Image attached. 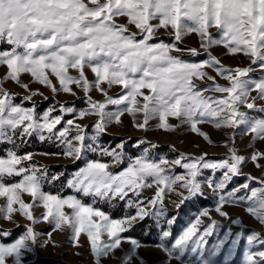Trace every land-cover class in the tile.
<instances>
[{"label":"snow or ice","instance_id":"1","mask_svg":"<svg viewBox=\"0 0 264 264\" xmlns=\"http://www.w3.org/2000/svg\"><path fill=\"white\" fill-rule=\"evenodd\" d=\"M120 18L125 22L121 23ZM161 29L172 31L173 42L156 41V34ZM212 29L216 30L215 34ZM189 34L199 37L200 47L207 53L206 60L193 63L175 55L184 51L192 57L200 55L195 48L185 50L180 47L183 37ZM0 45H7L6 50H0V65L8 69L5 79L14 81L26 91L29 90L28 85L20 80L23 73H29L35 82L50 88L54 94L62 91L74 96L70 85L75 84L85 95L93 88L104 95L106 99L101 103L88 97L90 108L80 111L76 117L82 120L87 115L98 116L99 120L94 125L97 134L103 133L107 124L113 121L119 124L120 116L125 112L133 117L142 112L143 123L136 126L145 130L149 119L158 118V127L164 131H175L177 126L168 123L171 117L181 124H188L192 132L206 141L209 138L200 131L198 124L209 123L216 128L245 125L246 133L255 134L254 140H264V119H254L240 111V106H244L264 112V108L255 109L256 101H264V75L259 79L250 78L249 73L255 70L254 67L225 68L210 51L213 47L222 46L229 55L249 57L251 65L264 72V0H0ZM86 68L94 74V81L88 80ZM206 68L228 81L229 86L217 84L216 78L208 75ZM70 69L76 70L78 75H69ZM50 76L55 77L59 88ZM204 79L212 81V85L198 88L194 80ZM101 85L109 88L120 85L125 92L114 99ZM253 91L257 95L249 102ZM207 92L223 95H205ZM38 94L42 95L32 92L25 98L30 100ZM11 100L12 94L0 86V139L11 142L9 132L15 135L17 129L21 138L47 132L49 135H40V139L55 137L66 146L64 155L74 160H80L85 150L97 151L98 146L93 147L96 136L86 137L85 129L73 119L64 122V115L75 113L73 107L61 106V115L57 116H52L55 109L50 108L37 117L34 108L25 109L14 105ZM109 104L127 106L117 112H108L105 108ZM62 122L67 127L57 130ZM72 129L77 134L69 139L68 133ZM230 152L231 156L220 163H208L204 156L192 158L181 155L173 161L161 159L159 162L140 157L130 159L126 168L113 173L109 168L123 163V153L102 150L103 155L112 157V165L98 160L89 161L74 173L67 186L85 197L92 196L94 200H123L129 193L139 196V190L155 183L158 190L149 201L155 206L163 203L165 189L172 190L179 183L188 193L187 196L181 194L183 202L203 194L197 181L202 168L224 170L223 179L218 184L208 182V187L214 191L223 192L231 178L240 174V165L246 158L237 155L235 148ZM250 158L257 162L264 159V153L255 152ZM31 159L30 154L19 156L14 151H9L6 158H0V197L6 198V203L0 206V219L11 221L13 214L18 213L31 224L46 222L54 230H63L67 226L75 246H79L83 233L90 243L96 264H100L101 258L108 257L120 247V234L137 218L143 219L148 215L145 208L137 203L136 215L113 220L76 196L65 198L44 192L42 181L46 174L37 175L42 170L22 164ZM167 165L179 166L186 170V174L168 175L164 167ZM257 167H260L258 163ZM9 177L21 179L15 183H4ZM259 183L262 186L257 188H250L248 183L241 185L247 190L244 196L236 195L240 188L221 195L216 212L227 216L222 210L225 203L243 201L247 212L264 225V181ZM23 194L31 197L32 202L26 203L22 199ZM128 204L131 207L133 202L129 200ZM35 207L45 210L40 217L33 215ZM65 207L71 209L70 214L65 213ZM198 224L200 220L175 241L173 251L178 249L182 256L188 250ZM214 227L215 222L193 241L191 252L197 253L204 237L210 235ZM102 234L108 236V241H101ZM10 235L9 232H0L3 237ZM169 236L168 231H163L161 239ZM37 238L38 233L28 226L14 242L0 243V264H21L22 254L37 244ZM238 241L239 237L233 240V245ZM130 243L134 248L141 247L136 240ZM247 243L251 249L256 244L264 245V238L253 232L247 236ZM159 246L164 247L163 244ZM200 255V264H211L202 253ZM245 264H264V250L246 251Z\"/></svg>","mask_w":264,"mask_h":264},{"label":"rangeland","instance_id":"2","mask_svg":"<svg viewBox=\"0 0 264 264\" xmlns=\"http://www.w3.org/2000/svg\"><path fill=\"white\" fill-rule=\"evenodd\" d=\"M120 22L124 23V18H120ZM135 31L134 28L131 29ZM213 34L215 29L211 30ZM156 41H163L164 43L173 42L172 31L161 29L156 34ZM180 47L183 49L195 48L200 52V55L192 57L187 51L175 53L182 59L198 63L207 59V53L200 47L199 37L195 34H189L183 37L180 42ZM7 45H0V50H6ZM211 54L219 59L221 64L228 69L248 68L254 67L255 70L249 73L252 79H259L264 75L258 67L251 65V59L242 54L229 55L222 46L213 47ZM208 75L216 78V83L221 86H229V82L217 76L212 69L206 68ZM8 69L4 65H0V86L12 94L11 102L25 109H35L37 117L42 116L48 109H55L52 116L61 115L60 107H73L75 113L64 115V122L73 119L76 124L81 125L85 129L86 137L96 136L97 140L93 147H97V151L85 150L82 154V167H85L87 162L98 160L100 162L109 163L112 165V157L103 155L102 150L116 151L123 153V163L111 166L109 171L117 173L127 167L130 159L140 157L146 158L150 162H159L161 159L173 161L178 159L181 155L186 157L198 158L204 156L208 163H220L231 156L230 149L235 148L236 154L245 157V162L240 165V174L233 176L227 183L223 192L208 187V182L211 181L213 185L218 184L223 179L224 170L201 169L197 176V181L200 183L202 195L190 197L182 201V195L187 196V191L177 183L172 190L165 189L163 195V203H157L152 206L151 201L158 190V187L153 183L152 187H145L139 190V196L129 193L128 197L123 200L115 198L112 200H101L99 198L93 199L92 196H83L81 193L75 192L67 186V182L71 179L75 172L65 174L63 170H53L51 165L57 164H71L76 162L70 157L64 155L66 146L58 139L41 140L40 135L48 136L47 132L40 135L33 133L31 136H19V129L15 135L9 132L12 137L9 140L0 139V158H6L9 151L16 152L17 155L23 156L30 154L32 159L30 161H23L24 166H34L38 170L37 175L46 174L42 181V190L53 195L61 197L76 196L84 204L90 205L95 209L103 211L113 220H124L136 215V204L139 203L141 207L145 208L148 213L143 219H148L144 230L135 232L143 239H150L152 243L140 242L138 239L128 236L132 233V227L142 221L137 218L127 228L126 231L120 235L122 237L121 245L108 257H103L100 264H200L201 255L204 259L211 261V264H245V252L264 250V245L256 244L249 249L247 243V236L253 232L259 233L261 238H264V225H261L252 215L246 210V203L237 201L236 203H225L222 210L227 213V216H221L216 212V208L220 205V196L226 195L228 192L236 188L240 191L236 193L237 196H244L247 190L241 188V185L248 183L250 188L261 187L260 181H264V159H259L257 162L251 160V155L255 152L264 153V140H254V133H246V126L240 125L237 128L220 127L216 128L212 124L203 123L198 124L197 127L205 133L209 140L206 141L202 136L190 130L188 124H181L177 119L169 117L168 123L177 126L175 131H164L158 127L159 119H149L146 129L138 128L136 125L143 123L144 114L138 112L135 117L125 112L120 116V123L114 121L107 124L106 130L103 133L97 134L94 128L95 123L99 120L98 116L87 115L82 120L77 119L80 111L88 110L90 105L87 103L88 97L92 101L101 103L106 97L96 89H92L87 95L81 88L75 84L70 85L75 95L58 91L53 93L50 88L35 82L34 78L29 73L20 75V80L23 84H27L29 90L26 91L23 87L11 80L5 79ZM69 75L77 76L78 72L74 69L69 70ZM85 75L89 81H94L95 76L90 69H85ZM53 84L59 88L58 81L55 77H51ZM198 88H205L212 85V81L207 79L194 80ZM105 89L107 95L112 98H119L124 94L125 90L120 85H113L109 88L107 85H101ZM146 92V90H144ZM32 92L42 93V95H34L32 98L25 97L31 95ZM205 95H214L222 97L223 94L207 92ZM255 91L250 93L251 97L256 96ZM137 100L143 102L140 97ZM45 102L43 107L40 103ZM32 103V104H27ZM126 104L121 105H107L105 111L117 112ZM264 108V101H256L255 109ZM240 111L248 113L254 119H264V112L257 110H249L244 106H240ZM62 122L57 126V130H62L67 127L66 123ZM76 131L72 129L68 133L69 139L76 135ZM105 136L109 138L106 140ZM211 141V142H209ZM91 143V140L87 141ZM123 145V148L120 146ZM226 145V146H225ZM206 154V155H205ZM257 163L260 167H257ZM166 174L168 175H182L186 174V170L176 165H167ZM58 177L57 179H52ZM251 178V179H250ZM21 177H9L4 180V183L10 184L17 182ZM182 194V195H181ZM199 198L204 202H200ZM22 199L26 203H31L32 198L27 194L22 195ZM133 202L130 207L128 201ZM6 203V198L0 197V206ZM15 207V206H14ZM106 209V210H104ZM35 217H40L45 211L42 207H35L32 209ZM65 213L70 214L71 209L65 207ZM207 212L208 215H203ZM113 214L119 217H112ZM97 220L99 218H93ZM200 220L198 224L196 235L189 241V248L181 256L179 250H172V245L183 233ZM234 221H239L235 223ZM215 222L210 235L204 237L202 247L197 250V253L191 252L193 241L204 232V230ZM23 225L24 228L19 229L15 233L10 230ZM28 226H32L36 233H38L37 244L33 245L30 251L22 254L21 264H96L95 257L91 254L90 243L85 234H81L79 238V246H75V242L71 239L72 232L64 226L63 230H54L53 226L46 222L31 224L24 217L18 213L13 214L11 221L0 219V232L11 233L8 237L0 236V243H12L15 239L21 236ZM168 231L170 236L161 239L162 232ZM239 237L238 243L233 245V240ZM49 239L51 242H48ZM131 240H136L141 247L134 248L130 243ZM101 241H108V236L102 234ZM223 241V244L221 242ZM163 244L164 247L159 245ZM43 245V246H41ZM165 249H168L167 251ZM172 251V255H169ZM44 260L49 262L43 263Z\"/></svg>","mask_w":264,"mask_h":264},{"label":"trees","instance_id":"3","mask_svg":"<svg viewBox=\"0 0 264 264\" xmlns=\"http://www.w3.org/2000/svg\"><path fill=\"white\" fill-rule=\"evenodd\" d=\"M27 104H32V103H27ZM41 106H45L46 103L45 102H42L40 103ZM109 137L108 136H105V139L107 140ZM82 167V161L81 160H77L76 162L74 163H71V164H57V165H51V169L53 170H63L65 172V174H68L70 172H74V171H77L78 169H80ZM200 202H204L203 199L199 198ZM106 210V209H104ZM112 217L114 218H117L119 217V215L117 214H113ZM148 222V219H143L142 221H140L139 223H137L136 225H134L132 227V233L131 235L128 234V236H131V237H134L136 239H138L140 242H144V243H152V242H155V241H152L150 239H143L140 237V235H138V233H135V232H141L144 230V227L146 226ZM21 228H24L23 225H20L12 230H10L11 233H15L16 231H18L19 229ZM49 262L48 260H44L43 263H47Z\"/></svg>","mask_w":264,"mask_h":264}]
</instances>
